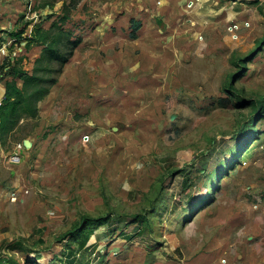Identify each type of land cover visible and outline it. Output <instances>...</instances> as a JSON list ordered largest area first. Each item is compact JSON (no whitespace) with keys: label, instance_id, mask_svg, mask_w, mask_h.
Masks as SVG:
<instances>
[{"label":"rangeland","instance_id":"1","mask_svg":"<svg viewBox=\"0 0 264 264\" xmlns=\"http://www.w3.org/2000/svg\"><path fill=\"white\" fill-rule=\"evenodd\" d=\"M197 1L0 0V65L80 39L0 138V264H264V0Z\"/></svg>","mask_w":264,"mask_h":264},{"label":"trees","instance_id":"2","mask_svg":"<svg viewBox=\"0 0 264 264\" xmlns=\"http://www.w3.org/2000/svg\"><path fill=\"white\" fill-rule=\"evenodd\" d=\"M67 17V14L64 15L62 20ZM139 25L140 23H135L134 32ZM10 34L18 35L16 32ZM28 39L29 45L33 43L44 45L40 55L35 59L32 71L12 65L7 59L0 65V69L3 70L8 66L4 77L0 78L5 81V96L0 105L1 138H7L21 120L35 118L39 115V102L45 98L51 86L57 82L56 74L62 71L63 66L70 59L74 47L80 42V39H73L72 31L64 28V22H60V20L53 21L48 28L36 23ZM66 46H69L68 50H66ZM7 76L12 78H7ZM16 78H21L22 83L18 84ZM65 238L66 236L63 235L59 239ZM10 247L25 248L22 242L10 244Z\"/></svg>","mask_w":264,"mask_h":264},{"label":"crops","instance_id":"3","mask_svg":"<svg viewBox=\"0 0 264 264\" xmlns=\"http://www.w3.org/2000/svg\"><path fill=\"white\" fill-rule=\"evenodd\" d=\"M201 1H203V0H198L197 2L200 4ZM0 25H2V24H0ZM6 30L7 29H5L4 25H2L0 27V34H1L0 36H2V34H8L9 32H7ZM3 36L1 38H4ZM18 84H20V83L18 82ZM4 96H5V81L3 83H0V100L3 101Z\"/></svg>","mask_w":264,"mask_h":264},{"label":"built area","instance_id":"4","mask_svg":"<svg viewBox=\"0 0 264 264\" xmlns=\"http://www.w3.org/2000/svg\"><path fill=\"white\" fill-rule=\"evenodd\" d=\"M237 26L238 24L236 23H232L229 25V31H230V34L233 36V37H237ZM2 104V100H0V105ZM13 160H19L20 159V156L18 153L14 154V156L12 157Z\"/></svg>","mask_w":264,"mask_h":264}]
</instances>
